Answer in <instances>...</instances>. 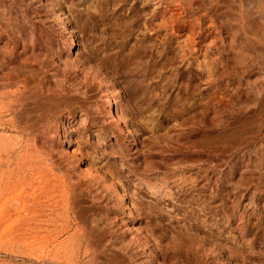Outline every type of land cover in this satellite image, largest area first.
Returning a JSON list of instances; mask_svg holds the SVG:
<instances>
[{
	"label": "rangeland",
	"instance_id": "1",
	"mask_svg": "<svg viewBox=\"0 0 264 264\" xmlns=\"http://www.w3.org/2000/svg\"><path fill=\"white\" fill-rule=\"evenodd\" d=\"M61 263L264 264V0H0V264Z\"/></svg>",
	"mask_w": 264,
	"mask_h": 264
},
{
	"label": "bare ground",
	"instance_id": "2",
	"mask_svg": "<svg viewBox=\"0 0 264 264\" xmlns=\"http://www.w3.org/2000/svg\"><path fill=\"white\" fill-rule=\"evenodd\" d=\"M54 8V7H53ZM58 12V11H57ZM59 17H61V15H58ZM65 19V18H64ZM63 20V19H62ZM65 23V21H64ZM72 32V31H71ZM71 39V38H70ZM74 44V43H73ZM72 45V44H71ZM70 48V47H69ZM73 49V48H72ZM106 74V73H105ZM102 78V77H101ZM107 82V81H106ZM114 84V83H113ZM104 88V87H103ZM117 89V88H116ZM107 96V95H106ZM105 106L108 110V112L116 119V121H118V124H122L124 122V119L122 118V116L116 111L115 106L112 104L111 100L109 98H107L105 100ZM77 156V155H76ZM79 158V157H78ZM80 160V159H79ZM84 159H82V161H80V164L87 170V173L90 174L91 176H93L96 179H101V175L98 174L97 172H95V170L92 169V167H90V163H86L83 162ZM78 161V160H77ZM82 167V168H83ZM86 174V175H88ZM93 178V179H94ZM101 181V180H99ZM108 183V182H107ZM114 185V184H113ZM113 190V189H112ZM122 199V198H121ZM122 201V200H121ZM129 204V203H128ZM130 208V207H129ZM132 212V211H131ZM65 214V213H64ZM66 215V214H65ZM15 222V221H14ZM12 223V222H11ZM131 225V224H130ZM132 226V225H131ZM134 226V225H133ZM136 226V225H135ZM134 226V227H135ZM37 228V227H36ZM137 228V227H136ZM30 229V228H29ZM33 230V229H32ZM36 230V229H35ZM40 230V229H39ZM43 230V229H42ZM31 231V230H30ZM32 232V231H31ZM39 233V232H38ZM36 234V233H35ZM55 234V233H54ZM34 235V234H33ZM22 236H25L24 234ZM45 236V235H44ZM13 237V236H12ZM70 238V237H69ZM25 239V238H24ZM23 239V240H24ZM145 239V238H144ZM28 240V239H27ZM75 240V239H74ZM38 241V240H37ZM30 242V241H29ZM23 244V243H22ZM60 246V245H59ZM71 248V247H70ZM63 249V248H62ZM72 249V248H71ZM68 254V253H67ZM72 256V254L70 255ZM56 262V261H55ZM62 264V263H61Z\"/></svg>",
	"mask_w": 264,
	"mask_h": 264
}]
</instances>
